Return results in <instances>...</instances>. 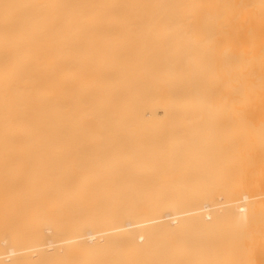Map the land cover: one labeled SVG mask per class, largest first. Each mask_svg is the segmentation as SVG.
I'll use <instances>...</instances> for the list:
<instances>
[{"label": "bare ground", "instance_id": "obj_1", "mask_svg": "<svg viewBox=\"0 0 264 264\" xmlns=\"http://www.w3.org/2000/svg\"><path fill=\"white\" fill-rule=\"evenodd\" d=\"M0 264H264V0H0Z\"/></svg>", "mask_w": 264, "mask_h": 264}]
</instances>
